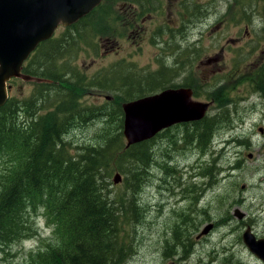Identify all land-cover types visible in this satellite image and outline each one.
I'll use <instances>...</instances> for the list:
<instances>
[{
  "label": "trees",
  "instance_id": "1",
  "mask_svg": "<svg viewBox=\"0 0 264 264\" xmlns=\"http://www.w3.org/2000/svg\"><path fill=\"white\" fill-rule=\"evenodd\" d=\"M190 16L183 27L204 22L199 12ZM103 22L104 18L90 14L42 42L25 63L22 74L45 80L52 86L32 83L28 98H9L0 107V263L7 260L14 244L39 236L33 231L32 222L39 213L45 226L51 228V236L38 240L36 251H28L25 264H123L131 255L128 230L139 221L136 201L141 188L137 174L154 170L155 159L147 154L150 145L129 149L124 146L121 103L171 88L163 85L169 83L164 75L169 76L170 70L159 78L120 70L130 80L134 79L131 85L120 82L118 72L114 71L121 61L92 75L84 73L76 65L78 55L95 47L96 28ZM168 65L164 61V72ZM252 75L237 82L252 86L256 78L258 86L264 85V65ZM137 88L140 89L135 91ZM95 93H108L115 100L101 105L92 101L83 103ZM212 96L213 100L229 101L227 92L225 96L222 93L217 98L214 93ZM204 121L197 123L200 126L196 136L198 141L202 140L201 146L209 150L219 120ZM95 122L101 127L87 144L63 138L75 127ZM194 137L191 129L190 144L194 143ZM69 149L76 154L69 155ZM111 165L120 173L121 184L126 182L120 192L109 189V179L114 174L109 170ZM138 165L137 171L130 170ZM164 170L176 171L167 166ZM202 170L216 169L211 164ZM83 176L88 177L82 180Z\"/></svg>",
  "mask_w": 264,
  "mask_h": 264
},
{
  "label": "rangeland",
  "instance_id": "2",
  "mask_svg": "<svg viewBox=\"0 0 264 264\" xmlns=\"http://www.w3.org/2000/svg\"><path fill=\"white\" fill-rule=\"evenodd\" d=\"M198 1L201 2V7L206 5L207 8H210V14L208 13L207 16L204 12L198 11L204 22H197L188 28V30L201 28L202 32L213 33L215 27L219 28L217 19L214 16L219 13L220 7L215 2L213 4H207L211 0H105L99 9L91 13L100 19L104 18L102 26L98 27V29L96 28L94 36L95 47L91 46L87 48L86 52L80 53L76 65L85 68L91 74L101 68L109 67L121 61L126 68V63H128L130 68L127 69L135 73L141 74L142 76L149 75L152 78H159L172 67L176 68V61L184 59L187 55L185 59L191 60L190 63H192V65L188 66V68L191 67L188 70L192 71V75L196 80H200V87H204L196 96L192 93L190 100L192 102H202L209 107H207L208 112L203 119V121L207 119L204 123L218 121L220 114L217 111V106L212 103L214 101L213 93L216 98L218 97V94L213 90V87L215 89L217 88V81L221 80L224 75L230 73L236 67V62L238 61H242L238 63V68L241 69L243 76H249L250 73L255 75L264 65V0H237L236 17H238V23L235 27H238L239 36L231 35V32L227 31L224 35L219 34L216 38L204 37L205 41L201 43L202 47H199L193 54L181 48L173 53H166L167 50L162 41L167 36L169 37L170 33L174 32V29L177 28L179 23L181 24L182 9L180 5L186 2ZM229 1L232 0H220L221 5H223V10L226 9L225 4ZM146 5L153 7L152 11L155 12V15L151 22L147 21L143 25V28L147 30L148 34L146 37L144 36V41L142 42L139 39V36L142 34L135 33V25L130 22L129 18L138 11H145ZM101 11L103 15H101ZM191 14L187 16V21L191 19ZM242 14H244V20L249 16L250 21H241ZM147 15V12L139 15L136 23L139 25L140 20ZM207 17H210L209 21L201 27ZM227 23L226 29H229V19ZM159 26L164 27V30H156ZM244 27H248V33L250 35L244 33ZM189 39H191V43L197 41L196 39L192 40V37ZM216 39L217 43L223 46L222 49L220 46L217 48L213 46L208 47L211 44L210 40ZM227 39L238 40V44L234 46L231 42L225 41ZM208 60H211V62ZM164 61L169 64L165 72L162 70ZM125 67L117 65L114 67V71L115 73L118 72L117 77L120 79V82L131 85L134 79L130 80L120 73V70H124ZM179 68L182 69V66ZM164 78L172 81L175 79V75L174 73L170 77L164 75ZM237 81L238 79L236 77H227L226 80L227 89L225 91L229 98L228 102L230 103L231 101L230 104H232V107L236 108L234 111L230 110L233 119L232 125L226 126L222 124L215 131L212 146L208 152L203 151L199 153L195 150H184L179 153L180 156H177L174 162L175 164H185L189 171H191L190 164L193 167L197 163L201 164L202 169H204L211 166L212 160L218 161L219 159L218 163L221 169L219 175L226 177L222 183H217V187L212 191V194L219 196L220 194L228 193L230 186H233L239 194L235 195L232 204L231 201L228 203L232 207L223 206L222 200L219 199L217 204L213 201L210 206L202 205L198 208V211L190 212V207L186 203L175 204L177 198L172 193H168L172 198L166 196V190L160 187L164 181L162 178L163 174L160 171L156 173L153 171L150 174L146 173L147 176L143 177V186L139 194L141 196L139 199H142L144 204H146L145 209H153L154 205L159 206L161 212L151 213L150 220L152 227L164 236H167L173 230L174 225L178 223L175 214L181 213L186 216L183 226L187 233H191V236H189L192 242L200 239L197 235L203 227V225H200L203 220L209 219L211 222L218 223L223 218V215L230 219L229 228H222L221 226L211 235V239L216 244L223 243L224 247H214L212 253H209L206 257L201 256V264H226L227 262H233L232 264H261L262 261L246 248L241 236L248 227L256 239L264 238V133L261 135L258 130L259 128H263L264 130V101L255 95L256 90L254 85L251 86L247 83H239L237 85ZM185 82L180 84L167 83L163 85L177 90L183 88L182 86ZM36 83H46L52 86L50 82H45V80H40ZM10 84L13 87L9 96L16 99L20 97L28 98L33 88L32 81L29 80L28 82L13 80ZM218 84L224 85V82L221 80ZM130 88L128 87L126 89ZM139 89L137 88L135 91ZM184 89L190 90V88ZM262 90L264 91V87ZM93 96L97 97L93 100L96 104H101L105 101L96 94ZM122 96L124 95H118V98ZM114 100L115 97L113 96L111 102ZM90 102V100H85L83 103L87 104ZM128 102L126 101L125 104ZM192 122L175 123L162 129L161 131L163 132L154 138L144 140V143L147 146L152 145L159 151L167 150L170 148L168 147L170 145L169 136L184 137L185 132L187 134L191 133ZM232 126L235 129H231ZM100 127L98 122L89 123L87 126L77 129L75 127L69 135L67 133L63 138H66L68 142H80L84 145L94 135H97ZM244 134L253 136V139L247 138L250 143L248 142L245 147L239 148L234 143L229 144L235 137ZM177 145L183 146V142L178 141ZM226 149L227 153L225 152ZM68 153L73 156L75 151L69 149ZM149 153L151 154L150 150H148L147 154ZM248 154L252 156V159L247 158ZM237 158L240 160L239 169L231 173L224 172L225 168L228 170L230 166L235 165L234 162ZM115 168V165L110 166L109 170L111 174L117 172ZM138 168L139 165L130 167V170L137 171ZM138 173L141 174L139 171ZM140 174H137V183L139 186H141L139 183L142 178ZM101 175L105 177L103 170H101ZM158 176H160L159 179ZM87 177L83 176L82 180L87 179ZM175 178L171 177L170 182L174 188L173 192L179 194L180 197L183 193L187 195L186 190L192 186V193H195L204 184L201 178L189 177L187 174H182L179 179ZM106 179H109V177H106ZM109 181L111 182L109 189L113 190L114 193L120 192L126 187V182L116 185L113 184L112 176ZM242 185H244L243 191L241 190ZM141 206L143 207L142 204ZM214 206L216 209H214ZM236 209L244 214L242 220H237L234 217V211ZM32 222L33 231L39 236L31 237L30 239L14 244L10 249L9 255H7V260L0 264L27 263L28 256L26 255L30 249H32V252L36 251L38 240H47L50 238L51 228L45 226L44 219L40 216V213L38 217L32 219ZM136 229V233L134 231L135 227L129 228L128 230L132 238V252L129 260L124 264H173L176 254L173 252L169 254L173 255L172 261L165 258L164 256L167 254L161 249V245L157 239L144 235L141 232L145 230L144 226L142 229L141 227H137ZM49 242L51 243L52 241ZM207 247L210 250L212 249L209 245ZM191 264H198L197 259L195 258Z\"/></svg>",
  "mask_w": 264,
  "mask_h": 264
},
{
  "label": "flooded vegetation",
  "instance_id": "3",
  "mask_svg": "<svg viewBox=\"0 0 264 264\" xmlns=\"http://www.w3.org/2000/svg\"><path fill=\"white\" fill-rule=\"evenodd\" d=\"M217 4L220 7L219 13L214 16V18L217 19V25L219 28L215 27L213 33H208L205 31H201L200 29H195V30H188V27H183L186 24L187 21V16L191 13H195L198 11L204 12L207 16L208 13L210 14V8H207L206 5L201 7V2H186L180 5V8L182 9V17L180 19L181 21V28L177 25V28L174 29V32L169 34V41L165 42V45L169 49V52L167 53H173L177 50H179L182 46L184 48H194L198 49L199 47H202L201 43H203L204 37L208 38H216L219 34L224 35L227 33V31L231 32V35L239 36L238 33V27H235V25L238 23L236 17V6L238 4L237 0H232L227 2L226 9L223 10V5H221L220 0H211L207 4ZM214 4V5H215ZM145 11H138L136 14L131 16L129 18L130 22L135 25V33H140L142 35L139 36V39L144 41V36H147V30L143 28V25L145 22L149 21L151 22L154 19L155 12H153V7L150 5H146ZM145 12L148 13V15L140 20L139 25L136 23V19L139 15H143ZM244 14L241 16V21L249 22L250 20L247 18L246 20L243 19ZM210 17H207L205 23L203 24L206 25L207 22L209 21ZM228 19L230 23V28L226 29V25L228 24ZM248 26V25H247ZM161 29L163 28L160 26ZM249 27V26H248ZM248 27H244V33L250 35ZM157 30V29H156ZM218 30V31H217ZM170 31V30H169ZM198 36V37H195ZM192 40L196 39L197 41L195 43H191V38ZM231 42L232 45H237L238 40H225ZM211 44L208 45V47H218L222 49V45L217 43L216 40H210ZM176 61V59H174ZM211 62V60H208ZM190 61L188 59H181L179 61H176V68L172 67L170 69V76L175 75V79L172 81H169L170 84H180L185 82V85L182 86L183 88H190L191 92L193 93L194 96L197 95L199 91H202L204 87H200V80H196V78L192 75V71L188 70V66H190ZM182 66V69H178V67ZM241 69H232L230 73L224 75L222 77V81L224 82V85H220L218 83L221 82V80L217 81V88L215 89L213 87V90L216 92V94L220 95L221 93L226 95V88H227V77H237L240 81H246L245 77L240 74ZM169 76V77H170ZM192 79V81H190ZM253 85L255 87V95L259 98H261L264 101V91L262 90L263 86H258L256 82V78L253 82ZM234 88V87H233ZM211 103V102H210ZM214 105L217 106V111L220 114L219 117V124L220 126L223 123V120L227 123H225L226 126H231L232 125V117H231V111H234L236 108L232 107L231 101L229 102H224L223 100H214L212 101ZM242 122V121H241ZM192 129L194 130L195 137L192 140L194 143L190 144V138H188V134L185 132L184 137H172L169 136V142L170 147L167 150L164 151H159L157 148H154L151 146V156L155 159V164H154V170H150L147 172V174H150L151 172L155 171H160L163 176V184L160 186L162 189L166 190V196L171 197L168 193H172L177 199L175 201V204L178 205L180 203H186L190 207V212H195L198 211V208H200L202 205H208L210 206L211 202H215L217 204V201L220 199L222 200L223 206L225 207H232V205H228V203L231 201V204L234 202V197L236 194H239L233 186H230L229 192L228 193H223L220 194L219 196H215L212 194V191L217 187V183H222L224 178L226 176L221 177L219 174L221 172L220 169V164L216 160H212V165L214 167V172H209L207 173L206 171L202 170V165L201 164H196L195 167H193L190 164L191 171L185 166V164H175V159L177 156H180L179 153L184 151V150H195L199 153H202L203 151L208 152L210 150L204 149L196 136V130L200 126V124H196L195 122H192ZM231 129H235L234 126L231 127ZM259 131L262 130V134L264 133L263 128H259ZM261 134V135H262ZM247 138L253 139V136L250 134H244V135H239L235 137L234 139L236 140H241V142L237 141H231L229 144L234 143L237 147L243 148L245 145L249 142ZM182 141L183 146H178L177 142ZM250 143V142H249ZM212 146V145H211ZM227 153V149L225 150ZM168 157V158H167ZM182 157V156H181ZM172 162H171V161ZM157 162V164H156ZM171 166H170V164ZM183 163V162H181ZM235 165L230 166L229 169L227 170L226 168L224 169V172H232L234 170H238L239 165H240V160L237 158L235 160ZM167 166L168 168H176L177 171L171 173L169 170H164V167ZM146 173L140 174L142 176L141 181H140V188L143 186V177L147 176ZM182 174H187L189 177H199L204 181L203 186H201L197 192L187 194V195H182L181 197L179 194H176L173 192V187L170 182L171 177H176L179 178L181 177ZM160 176H158L159 179ZM182 184V183H181ZM241 190H244V185L241 186ZM139 195H137L138 198V223L135 227V232L137 231V227H142L144 226L145 230L141 231L144 235H148L151 237H154L157 239V241L161 245V249L164 250V253L169 255L171 252H173L175 257L178 260V263L180 264H191L195 258L197 259V263L201 264L202 260L200 259L201 256L206 257L209 253H212V250L214 247H219L222 248L224 247L223 243L222 244H216L212 239L211 235L222 226V228H229V218H226V216L223 215V218L217 223H213V227L210 229V231L206 234V236L199 237L200 239L197 240L196 242H192L190 239L191 233H187L186 229H184L183 223L186 220V216L184 214H175V217L178 219V223L174 225L173 230L169 232L167 236H164L161 233H158L151 224L150 220V215L151 213H160V209L158 205H154L153 209H145V205L142 199H139ZM143 205V207L141 206ZM214 209L216 207L214 206ZM210 222V221H209ZM226 225V226H225ZM248 228V227H247ZM190 235V236H189ZM178 239V240H177ZM207 245L211 246V250L207 247ZM210 250V251H209ZM190 255H194L193 257ZM131 255H129L124 263H126ZM260 261V260H259ZM123 263V264H124ZM233 262H227L226 264H232ZM222 264V263H221ZM225 264V263H224ZM238 264V263H235ZM261 264H264L263 261H261Z\"/></svg>",
  "mask_w": 264,
  "mask_h": 264
},
{
  "label": "water",
  "instance_id": "4",
  "mask_svg": "<svg viewBox=\"0 0 264 264\" xmlns=\"http://www.w3.org/2000/svg\"><path fill=\"white\" fill-rule=\"evenodd\" d=\"M102 0H0V107L8 100L11 79L21 78L23 63L38 45L49 40L59 25L76 22ZM191 91L167 89L122 105L126 147L152 138L175 123L203 119L207 104L192 102ZM262 133V130H260ZM114 183L119 174L114 175ZM242 215H239V218ZM207 226L203 233H207ZM243 241L264 261V239L256 241L249 231Z\"/></svg>",
  "mask_w": 264,
  "mask_h": 264
},
{
  "label": "bare ground",
  "instance_id": "5",
  "mask_svg": "<svg viewBox=\"0 0 264 264\" xmlns=\"http://www.w3.org/2000/svg\"><path fill=\"white\" fill-rule=\"evenodd\" d=\"M204 24V23H203ZM203 24L201 25V27L203 26ZM181 49H185V50H187V51H189V50H193V51H196L197 49H194V48H192V49H186V48H184V46H182L181 47ZM180 50V49H179ZM178 51V50H177ZM186 57H187V55H186ZM165 63H167V62H165ZM170 70V69H169ZM170 76V75H169ZM264 87V86H263ZM225 125V124H224ZM200 141H202V140H200ZM199 141V142H200ZM204 143V142H203ZM206 143V142H205ZM210 143V142H209ZM151 146L152 145H150V148H151ZM126 147V146H125ZM126 148H128V147H126ZM129 149V148H128ZM76 154V153H75ZM168 158V157H167ZM171 161V160H170ZM172 162V161H171ZM170 164V163H169ZM170 166H171V164H170ZM174 170V169H173ZM175 170L177 171V169L175 168ZM207 172V171H206ZM209 172V171H208ZM207 172V173H208ZM113 177V176H112ZM113 179H114V177H113ZM121 181H122V179H121V176L119 175V181H118V183L117 184H120L121 183ZM124 181V180H123ZM107 190V189H106ZM138 200V199H137ZM137 202V204H138V201H136ZM136 205V204H135ZM178 240V239H177Z\"/></svg>",
  "mask_w": 264,
  "mask_h": 264
}]
</instances>
